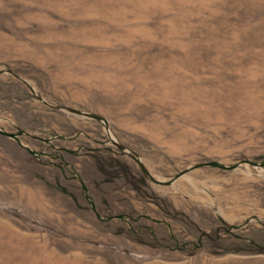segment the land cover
<instances>
[{
	"label": "rangeland",
	"instance_id": "rangeland-1",
	"mask_svg": "<svg viewBox=\"0 0 264 264\" xmlns=\"http://www.w3.org/2000/svg\"><path fill=\"white\" fill-rule=\"evenodd\" d=\"M0 264H264V0H0Z\"/></svg>",
	"mask_w": 264,
	"mask_h": 264
}]
</instances>
